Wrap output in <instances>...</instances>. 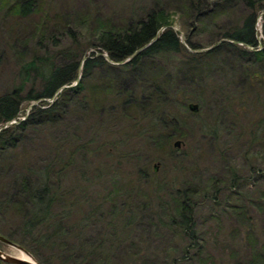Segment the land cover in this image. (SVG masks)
I'll return each instance as SVG.
<instances>
[{"label":"rangeland","instance_id":"374dc122","mask_svg":"<svg viewBox=\"0 0 264 264\" xmlns=\"http://www.w3.org/2000/svg\"><path fill=\"white\" fill-rule=\"evenodd\" d=\"M11 1L0 3V93L17 82L18 61L33 52H46L60 64L64 61L60 49L76 40L89 54L93 50L91 23L83 25L89 16L119 22L139 8L152 6V0H41L38 9L20 24L9 6ZM166 8L181 43L191 53L186 39L198 49L208 48L222 39L224 29L240 25L248 12L237 2L220 9L213 21L196 22L174 0ZM262 12L255 22L258 49L264 45ZM43 17L48 23L63 21L68 26L38 43L30 28ZM228 54L222 49L203 57L187 78L178 76L172 81L169 92L173 100L180 99L177 110L187 123L176 129L171 146L149 147L141 136L130 132L125 120L103 116L99 121L69 112L58 127L29 130L11 155L16 160L13 167L18 168L25 159L43 163L59 140L57 150L65 166L58 181L66 204L71 202L65 222L73 223L91 210L80 229L96 243L101 238L118 243L108 264H248L253 242L259 247L264 242V145L259 138L264 119V64L231 59ZM187 57L180 53L170 64L187 69ZM190 102L197 103L196 110L188 107ZM32 103L25 101L21 118ZM176 139L180 140L178 146L174 145ZM137 154L138 160L131 159ZM9 161L8 154H0V186L7 177L1 171ZM140 168L149 173L141 174ZM232 178L234 185L229 187ZM187 183L200 188L194 216L202 251L184 258L180 249L186 240L158 220L171 205L169 186ZM130 187L133 193L127 192ZM130 210L137 218L127 225L123 219ZM17 221L2 217L0 227L18 229ZM70 234L66 239L69 248L77 247V239ZM0 248L19 254L3 242ZM37 254L42 264H49ZM0 264L7 263L0 260Z\"/></svg>","mask_w":264,"mask_h":264},{"label":"trees","instance_id":"16d2710c","mask_svg":"<svg viewBox=\"0 0 264 264\" xmlns=\"http://www.w3.org/2000/svg\"><path fill=\"white\" fill-rule=\"evenodd\" d=\"M9 1L0 0V3L7 4ZM40 1L12 0L9 6L20 24H24L41 5ZM174 1L181 4L182 11L188 13L191 21L196 22L213 21L226 5L243 4L248 12L243 16L242 23L226 28L220 34L222 39L235 40L242 45L222 42L208 51L187 52L166 8L170 0H152V6L139 8L119 22L98 16H89V22L84 19L83 25L91 23L89 31L93 50L89 54L85 53V48H80L76 40L60 49L58 54L64 59L60 64H56L54 56L46 52L43 55L33 52L27 59L18 61L17 82L0 93V154H8L10 158L1 171L7 177L0 186V219L18 220V229L0 227V232L24 246L42 261L41 264L44 262L37 253L43 255L49 264H108L119 247L113 239L106 243V239L101 238L96 243L82 234L80 225L89 220L91 210L75 218L73 223L66 224L71 202L66 204L65 193L58 181L59 172L65 166V162L61 164L57 150L59 140L53 146V154L43 163L37 165L25 159L18 168L13 167L12 162L16 160L11 155L21 146L29 130L58 127L67 113L80 112L97 117L99 121L103 116L125 120L130 132L141 136L149 147H169L176 129L187 123L177 110L180 99L173 100L169 92L175 78H187L189 72L197 69V60L222 49L229 53L231 59L258 66L264 64V45L258 49L255 30L256 17L264 10V0ZM261 16L264 19V12ZM45 17L30 28L31 35L38 37V43L68 26L63 21L48 23L43 20ZM153 38L155 40L147 47L132 55ZM186 43L192 50L199 48L188 39ZM180 53L188 55L185 62L187 69L170 64ZM83 56L88 58L81 61ZM25 101H33V104L21 118ZM11 120L15 121L10 123ZM260 132L259 138L264 145V119ZM130 157H135L136 161L140 155ZM143 170L146 169H139L141 174L149 173ZM233 179L229 187H233ZM194 184L170 185V208L158 220L161 225L172 229L179 239L186 240L180 249L184 258L202 251L194 216L200 188ZM127 192L133 193L134 190L130 187ZM113 210L117 214L120 212ZM131 210L123 219L127 225L137 218ZM69 234L77 239V247L69 248L66 242ZM252 247V258L248 264H264V242L259 247L255 240Z\"/></svg>","mask_w":264,"mask_h":264},{"label":"water","instance_id":"95a60500","mask_svg":"<svg viewBox=\"0 0 264 264\" xmlns=\"http://www.w3.org/2000/svg\"><path fill=\"white\" fill-rule=\"evenodd\" d=\"M156 38V37H155ZM155 38H153L148 44L142 46L141 48L137 49L132 55L138 53L139 51H141L142 49H144L145 47H147L151 42H153L155 40ZM222 42H230V43H233V44H239V45H242V43H239L235 40H230V39H221L219 40L217 43L213 44L212 46L208 47V48H204V49H195L193 50L194 52H200V51H208L214 47H216L219 43H222ZM186 46V45H185ZM187 49H189L187 46H186ZM96 55H100L99 52H96ZM102 56H104L106 58L107 61L111 62L112 64H114V62L110 61L109 58L105 55V54H101ZM88 58V56H84L82 58V61L84 59ZM118 64V63H117ZM33 104V103H32ZM188 107L191 109V110H196L197 109V103L195 102H190L188 103ZM15 120H11V122H14ZM5 126V125H4ZM1 129V127H0ZM180 143V140L179 139H176L174 141V145L175 146H178ZM156 166V165H155ZM0 242H3L5 244H8V245H11L13 247H15L17 250H20L22 251L23 253H25L26 255L29 256V258L27 257H22V256H19V255H15V254H11V253H8L4 250H2L0 248V260L1 261H4L6 263H12V264H41V262L29 251L27 250L24 246H22L21 244L11 240L9 237L5 236L4 234H2L0 232Z\"/></svg>","mask_w":264,"mask_h":264},{"label":"bare ground","instance_id":"6f19581e","mask_svg":"<svg viewBox=\"0 0 264 264\" xmlns=\"http://www.w3.org/2000/svg\"><path fill=\"white\" fill-rule=\"evenodd\" d=\"M19 251V256H22V257H27V258H29V256L28 255H26L25 253H23L22 251H20V250H18Z\"/></svg>","mask_w":264,"mask_h":264}]
</instances>
